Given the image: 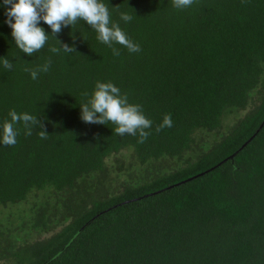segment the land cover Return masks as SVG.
Returning a JSON list of instances; mask_svg holds the SVG:
<instances>
[{
  "label": "trees",
  "instance_id": "obj_1",
  "mask_svg": "<svg viewBox=\"0 0 264 264\" xmlns=\"http://www.w3.org/2000/svg\"><path fill=\"white\" fill-rule=\"evenodd\" d=\"M104 3L140 52L114 56L78 22L56 35L75 52H51L50 36L26 56L0 9L13 63L0 66V121L14 109L43 122L0 145V216L34 201V233L18 212L0 218V264H264V0ZM97 81L152 121L142 142L81 121Z\"/></svg>",
  "mask_w": 264,
  "mask_h": 264
},
{
  "label": "clouds",
  "instance_id": "obj_2",
  "mask_svg": "<svg viewBox=\"0 0 264 264\" xmlns=\"http://www.w3.org/2000/svg\"><path fill=\"white\" fill-rule=\"evenodd\" d=\"M192 3L193 0H173V7L185 9ZM0 9L3 11L4 23L11 29V43L26 56L43 49L50 36L58 42V47L50 48L51 52L66 55L75 52L74 46L62 43L56 35L62 27L72 29L78 22L90 26V31L96 34L95 39L112 48L114 56L120 54L114 45L126 48L129 53L141 50L139 44L128 38L119 23L111 19L109 4L104 3V0H0ZM119 19L127 24L133 16L122 11ZM41 22L48 26L49 32L40 26ZM72 38L75 39V34ZM0 66L11 70L13 63L5 56H0ZM48 69L49 63H45L31 71L30 76L36 80L38 72H47ZM79 109L80 119L84 123L105 126L110 122L116 126L114 131L118 136L139 134L141 142L148 135L145 130L152 125L140 105L129 103L127 95L111 82L97 81L91 95L79 105ZM18 124L23 125L25 135H31L33 127L37 125L43 128L40 116L9 110L7 117L0 121V145L13 146L17 143ZM171 124V118L165 116L161 127H171ZM46 134L41 130L40 138L45 139Z\"/></svg>",
  "mask_w": 264,
  "mask_h": 264
},
{
  "label": "rangeland",
  "instance_id": "obj_3",
  "mask_svg": "<svg viewBox=\"0 0 264 264\" xmlns=\"http://www.w3.org/2000/svg\"><path fill=\"white\" fill-rule=\"evenodd\" d=\"M33 202L34 201L30 200L28 203L14 207L10 211H3V219H5L9 213L16 215V213L18 212V216H19L18 222H24L25 221L26 228L30 229L34 233V230L32 229V226H31V218H33V217L31 216V213L29 212V209H31ZM36 232L37 231L35 230V233ZM35 237L36 238H45V237H47V235L45 237H39V235L36 234Z\"/></svg>",
  "mask_w": 264,
  "mask_h": 264
},
{
  "label": "water",
  "instance_id": "obj_4",
  "mask_svg": "<svg viewBox=\"0 0 264 264\" xmlns=\"http://www.w3.org/2000/svg\"><path fill=\"white\" fill-rule=\"evenodd\" d=\"M263 124H264V121H263V123L259 126V129L262 127ZM257 131H258V130H257ZM257 131L255 132V134L257 133ZM255 134H254L252 137H254ZM252 137H251L247 142H245V143L241 146V148H240L239 150L243 149V148L247 145V143L252 139ZM230 158H232V156H230ZM88 224H89V223H87L84 227H86Z\"/></svg>",
  "mask_w": 264,
  "mask_h": 264
},
{
  "label": "flooded vegetation",
  "instance_id": "obj_5",
  "mask_svg": "<svg viewBox=\"0 0 264 264\" xmlns=\"http://www.w3.org/2000/svg\"><path fill=\"white\" fill-rule=\"evenodd\" d=\"M11 215H12V214H11ZM11 215H10V217H11ZM2 217H3V216H2ZM2 217L0 216L1 219H2ZM14 217H15V216H14ZM1 219H0V220H1Z\"/></svg>",
  "mask_w": 264,
  "mask_h": 264
}]
</instances>
